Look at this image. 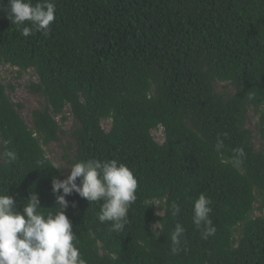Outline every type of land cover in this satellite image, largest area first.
Wrapping results in <instances>:
<instances>
[{"label": "trees", "instance_id": "16d2710c", "mask_svg": "<svg viewBox=\"0 0 264 264\" xmlns=\"http://www.w3.org/2000/svg\"><path fill=\"white\" fill-rule=\"evenodd\" d=\"M6 4L0 0V194L13 197L17 211L30 194L42 211H55L51 181L69 172L47 148L67 135V168L115 159L138 181L120 233L98 221L99 203L66 197L87 264H264V0H55L50 35L28 38L6 18ZM2 65L37 78L26 89L42 108L29 122L7 95ZM236 148L245 152L238 167L230 162ZM6 151L17 159L6 163ZM201 193L216 228L206 240L192 223ZM177 223L185 234L173 254Z\"/></svg>", "mask_w": 264, "mask_h": 264}, {"label": "clouds", "instance_id": "9594fccd", "mask_svg": "<svg viewBox=\"0 0 264 264\" xmlns=\"http://www.w3.org/2000/svg\"><path fill=\"white\" fill-rule=\"evenodd\" d=\"M6 18L20 34L28 38L36 33L45 37L52 31L55 20V0H7L3 10ZM161 131L159 129L157 132ZM223 148V140L217 141L216 150ZM231 163L239 166L245 156L243 148L233 150ZM5 162L17 159L13 151H6ZM225 162V161H222ZM65 179L54 177L52 193L57 207L55 211H42L36 194H30L23 210L17 211L16 201L8 194H0V264H87L77 246V236L66 211L70 206L66 197L78 194L89 203H99L97 214L100 223H110L111 231L123 232L128 224V213L137 200L138 181L132 170L115 159H89L72 163ZM79 179V184L77 180ZM211 200L201 193L192 207V223L201 231V238L215 235L216 228L210 218ZM151 205V204H150ZM75 203L71 207L75 208ZM180 212L178 204L171 205V215ZM159 230V231H157ZM163 231V223L153 226L154 237ZM185 228L177 223L171 232V251L180 252Z\"/></svg>", "mask_w": 264, "mask_h": 264}, {"label": "rangeland", "instance_id": "374dc122", "mask_svg": "<svg viewBox=\"0 0 264 264\" xmlns=\"http://www.w3.org/2000/svg\"><path fill=\"white\" fill-rule=\"evenodd\" d=\"M1 77L5 87H12L11 89H6L10 101L15 105L20 104L23 106L22 110H20V114L27 122H29L31 112L36 109H41V104L43 102V100L35 95L30 94L26 89V87L30 83L37 82L35 74L30 70L21 73V75L19 76L18 70L16 68L9 67L8 65H2ZM224 85L225 84L223 83H217V91H229V88H224ZM65 116L67 117V121L64 124H61V128L67 134L72 125V119L70 115H68V108H66L65 110ZM57 120L58 124L60 125L61 122L59 118ZM255 122L256 117L254 116L253 112L248 111V121L246 128L251 130V132L253 133L254 146L259 149L260 143L257 140V136L254 130ZM102 126L105 128V130L108 129V123H103ZM153 135L158 142L162 141V131L154 132ZM68 142L71 143V139L67 135H65L60 138L58 142L50 143L49 147L47 148L48 158L53 162L54 165L65 168L67 172H69V170H67L65 162L62 160V156L64 155L63 147L67 146Z\"/></svg>", "mask_w": 264, "mask_h": 264}]
</instances>
